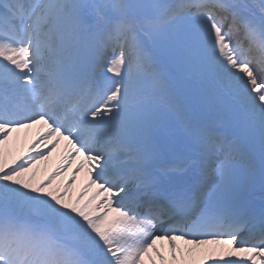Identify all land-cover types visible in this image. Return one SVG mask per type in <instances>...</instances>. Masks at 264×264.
<instances>
[{
	"label": "snow or ice",
	"instance_id": "snow-or-ice-1",
	"mask_svg": "<svg viewBox=\"0 0 264 264\" xmlns=\"http://www.w3.org/2000/svg\"><path fill=\"white\" fill-rule=\"evenodd\" d=\"M257 180L264 0H0V264H264Z\"/></svg>",
	"mask_w": 264,
	"mask_h": 264
},
{
	"label": "bare ground",
	"instance_id": "bare-ground-1",
	"mask_svg": "<svg viewBox=\"0 0 264 264\" xmlns=\"http://www.w3.org/2000/svg\"><path fill=\"white\" fill-rule=\"evenodd\" d=\"M35 129L33 130H29L28 132V136H27V141H31L33 136L35 135ZM20 145H24L25 144V133L22 131L20 134ZM62 151V148L57 150L56 152H54L52 154V157L49 159V161L47 162H43L41 163L38 167L40 168V173L38 174V178L42 177L44 175V173L46 171H50L58 162H59V158H60V153ZM75 167V165H73V168ZM68 175H71V169H69ZM67 178V177H65ZM83 183V176L81 174L80 178L77 180L76 185L74 186L73 192L75 193L76 191L79 190V188L82 186ZM250 187H254L257 189L258 191V195L259 197H263L264 199V188H261L259 181L257 180L254 184H252ZM159 243V242H158ZM178 243L182 246V247H186L183 242H179ZM166 244V242H165ZM211 247V246H210Z\"/></svg>",
	"mask_w": 264,
	"mask_h": 264
}]
</instances>
